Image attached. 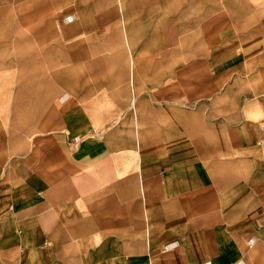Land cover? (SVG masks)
Listing matches in <instances>:
<instances>
[{
  "label": "crops",
  "instance_id": "1",
  "mask_svg": "<svg viewBox=\"0 0 264 264\" xmlns=\"http://www.w3.org/2000/svg\"><path fill=\"white\" fill-rule=\"evenodd\" d=\"M109 4L62 22L72 67L14 89L9 144L0 133V264H264V52L249 45L264 35L251 42L242 21L214 15L203 26L221 28L219 45L167 83L143 4ZM196 10L190 0L183 25H197ZM49 33L25 58L50 53Z\"/></svg>",
  "mask_w": 264,
  "mask_h": 264
},
{
  "label": "rangeland",
  "instance_id": "2",
  "mask_svg": "<svg viewBox=\"0 0 264 264\" xmlns=\"http://www.w3.org/2000/svg\"><path fill=\"white\" fill-rule=\"evenodd\" d=\"M137 2L143 4L139 7L137 15L139 23L144 28V36L150 35L147 37L150 52L155 53L157 57L155 48L157 45L160 46L159 51L165 52L167 83L172 80V73L176 67L188 66L193 60L205 57L219 45L216 37L221 28L209 29L203 26L204 21L214 15L222 13L226 24L230 26L242 21V28L239 30L243 34L245 32L246 36L250 35L251 42L258 39L256 37L264 35L259 27L264 22V0H195L198 9L195 13L199 14L200 18L197 25L195 22L190 26L183 25L187 15L185 10L190 0H137ZM109 5H111L109 0H0V82L7 85L6 92L0 91L2 112L0 133L4 135L7 144L10 143L8 137H11L14 131L11 122L14 119V89L19 87L20 83H30L31 77L37 72L40 74V70L49 75L60 74L63 67L69 65L72 67L75 63L74 60L61 59L62 39L57 37H62L64 19H94L95 15L101 14V10L102 14L105 13ZM116 14L115 19L118 20V12ZM46 25L49 26L45 28ZM45 31H50L48 36L54 37L50 39L53 45L50 53H38L41 57L38 60L25 58L30 56V52L36 56L35 50L41 51L45 46L41 39L45 36L41 32ZM73 31L75 30L70 29L71 34ZM65 34L67 35V32ZM80 35L83 36L82 33ZM77 36L73 35L70 42L76 41ZM249 45L254 48L256 55L264 52V44ZM257 63H260L259 59ZM186 78L182 77L179 81L186 84L193 82ZM255 78L259 80V77ZM255 78L249 83L253 84ZM230 81L231 77L218 78L220 83Z\"/></svg>",
  "mask_w": 264,
  "mask_h": 264
},
{
  "label": "built area",
  "instance_id": "3",
  "mask_svg": "<svg viewBox=\"0 0 264 264\" xmlns=\"http://www.w3.org/2000/svg\"><path fill=\"white\" fill-rule=\"evenodd\" d=\"M72 139H73V141H76L77 140V136H73Z\"/></svg>",
  "mask_w": 264,
  "mask_h": 264
}]
</instances>
